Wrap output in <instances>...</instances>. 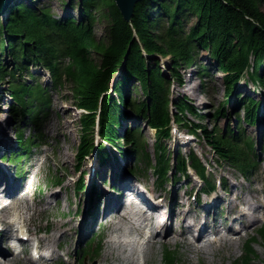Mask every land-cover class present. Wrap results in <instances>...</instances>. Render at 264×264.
I'll return each instance as SVG.
<instances>
[{"label":"trees","instance_id":"obj_1","mask_svg":"<svg viewBox=\"0 0 264 264\" xmlns=\"http://www.w3.org/2000/svg\"><path fill=\"white\" fill-rule=\"evenodd\" d=\"M61 4L75 9L79 18L71 13L58 17L48 4L20 1L5 21L0 19V85L8 84L20 148L4 161L19 162L33 140L42 138L39 125L52 106V89L43 85L35 68L50 73L54 90L71 84L75 105L85 111L80 118L77 170L94 150L103 167L116 160L117 152L134 156L153 172L159 186L169 173L187 175L191 167L206 182L204 190L211 191L215 182L196 153L178 151L171 158L167 143L173 139L174 122L211 148L217 162L229 163L244 176L256 171L253 141L242 131L244 125L258 123L260 103L253 98L239 101L240 127L220 131L203 124L204 116L187 96L174 99L173 88L186 84L182 70L192 67L202 75L223 74L224 104L232 100L245 74L263 88L264 0H141L131 22L125 21L114 0H62ZM98 24L105 25L101 39L95 32ZM203 53L211 64L205 63ZM225 115L221 107L214 117ZM130 119L137 124L126 128ZM28 125L36 132L25 141L23 129ZM144 126L155 133L153 155L143 140ZM85 187L79 181L75 188ZM258 236L264 245V225ZM253 243L233 264H254ZM164 264H179L177 255L166 251Z\"/></svg>","mask_w":264,"mask_h":264},{"label":"rangeland","instance_id":"obj_2","mask_svg":"<svg viewBox=\"0 0 264 264\" xmlns=\"http://www.w3.org/2000/svg\"><path fill=\"white\" fill-rule=\"evenodd\" d=\"M22 1L29 4L35 3L38 6L48 4L53 8L58 17H65L69 13L77 18L80 16L75 9H66L61 4L62 0ZM0 19L5 21L7 17L4 18L0 16ZM104 30V24L96 25L95 32L100 39L104 35ZM202 58L206 64L212 63L207 54L203 53ZM33 70L37 77L41 78L43 85H49L52 89V106L47 117L40 123L39 129L42 132V138L41 140H37V144L34 145L29 152H24L25 159L19 160L23 161L22 164L15 162V160L10 161L9 158L7 161H4L3 158L6 156L11 157V155L14 154V149H17L15 147L16 145L18 147L19 144L15 139L17 125L10 112L12 100L7 93L8 84H1L0 125L4 126L5 131L0 132V163H6L3 167L8 169L6 172L10 171L11 174H13L15 182L24 183L20 188L25 191L26 194L25 205H21L18 209L7 213L5 216L6 218L15 219L24 211L25 207H27L30 209L28 216L35 213L36 222L41 224L44 229L47 230L48 234L53 232L56 224H59L60 231H65L70 229V227L73 228V230L64 237L61 244L64 251L61 254L68 256V258L65 257L67 260L60 257V253H56L57 257L50 264H59L61 260H66L67 263L70 264H105L101 261L110 251L108 240L114 232V229L108 225L107 219L103 218L105 215L103 216L102 211H104L105 207L102 208L101 206L102 209L96 207V198L98 194H102L100 198L104 196L107 197L111 194L114 195V193H116L114 196H119L124 192L122 190L123 188H121L124 181L127 182L125 189L130 185L128 180L131 179L135 185L147 189L149 192H152L151 194L157 193L166 195L168 190L173 192V190L177 188L178 199H180L178 188L182 186L180 188L182 196L188 197L187 201L190 203L195 202L193 198L195 193L192 192L199 188V184H201L199 180H195L192 176L190 181L183 180L181 184H173V180L178 179V175L174 171L169 173L170 179L166 181L164 186H159L158 188L155 181L156 176L152 174L151 170L146 171L144 167H141L134 156L122 157L116 152L114 153V158H116V160L112 158L111 163L109 162L103 167L99 164L96 151L94 150L88 159L83 162L82 170H77L76 166L78 163L76 156L80 143V136L82 134L80 118L85 111L75 105L76 103L71 93V84H66L61 90H54L51 86L52 81L49 72L43 69L33 68ZM182 73L184 74L186 84L182 87H179L177 84L174 86L173 98L176 99L179 96H187L193 105L198 108L199 113L204 116L202 121L203 124L211 128L217 127L220 131H226L230 127H240L238 117L240 112L238 113L237 111L239 101L245 98L247 100L253 98L260 103L262 109H259L258 123L254 126L244 125L242 131L245 138H250L253 141L255 153L257 157H260V161L258 162L259 171L257 174L253 175L252 179H248L251 180V182L244 181L241 173L236 168H233L227 162L215 161L217 158L211 151V148L206 146L197 137H193L184 128H179L181 129L179 130L180 132L174 130L172 135L173 139L167 143V150L170 152L171 158H173V154L178 151L187 154L194 150L204 163L212 164L213 168H210L211 172L215 171V175L225 176V187L230 188L232 185L235 186L231 189V191H234L235 195H232L231 192L228 196H225L223 191L219 188L218 192L223 194L227 201L231 199L237 202L242 201L241 194L244 193L246 195L249 191H254L250 195H246L245 198L249 197V199H251L250 197H254L256 205L264 206V193L258 192L264 190V87H260L261 85L252 81V79L248 78L247 74H245L243 79L238 83L232 100L229 104H224L227 98L222 73L216 74L214 77L213 73L202 75L197 67L183 69ZM221 107H224L226 115L220 116L219 119L216 120L214 116L217 109ZM241 112H243V109ZM243 114L244 113L241 115L242 118ZM190 118L196 123L201 122L198 118H193L192 116H190ZM135 124H137L135 120L130 119L126 121L125 126L126 128H132ZM139 124L142 125V123ZM28 128L30 127L24 129L26 135L30 133ZM33 132L34 130H32L29 136L33 135ZM142 132L144 136L143 140H147L149 143L148 150L153 155V144L156 139L155 133L152 129L148 128V126H144ZM94 141L95 144L100 142L97 128L94 131ZM108 150L110 151L111 148H108ZM172 164H175V162H172ZM81 172H83V174H81ZM79 181H82V183L86 185L85 189L75 188ZM1 189H3V187H0V194L3 195ZM94 190H97V192H94ZM187 191L192 194L190 197L186 196ZM49 192L51 193L48 197ZM103 192L105 193L103 194ZM170 195L172 194L170 193ZM200 197V199L203 200L207 196L202 195ZM183 201L185 203L186 199ZM122 204L121 205L124 206V203ZM182 205L183 202L177 207V213H180L181 208H183ZM196 206L197 204L192 203V211L194 214H196ZM97 211L100 213V215L97 213L98 219L93 215V212ZM182 212H184V208ZM177 217V214L172 217L174 236L178 235L181 230L179 228L181 219L178 220ZM91 218L92 223L90 222ZM258 218L259 221L256 224V229L264 220V207L263 210L259 212ZM68 221L70 222L68 223ZM82 222L83 225H81ZM103 224L106 226L103 227ZM83 228L87 231V237L85 239H80ZM255 231V229L251 230L248 236L257 237L258 232ZM99 233L103 235V239H101V241L100 239L93 240V236ZM1 236L2 234L0 233V238ZM244 240L245 239H243L242 244L238 246V249L228 248L224 251V256H222L221 253H216L214 258L210 255L206 256L203 254H198L199 256H197L188 249V246L186 248V246L182 247L174 243L166 246L156 244L151 251L146 248L147 245L144 246L143 249L149 252L150 264H164L163 257L166 251H170L177 255L179 264H233L243 255ZM188 241H193L191 236H189ZM256 242L257 243L253 244L257 256L254 260V264H264V245L260 238H257ZM97 247L98 249L101 248L100 253L96 260H93ZM118 249L124 250L123 247ZM118 249L116 250V254L118 253ZM94 250L95 254L93 252ZM88 252L90 256H87L83 261L81 258L82 255ZM129 252L130 250L126 251V253ZM126 253L124 254L123 251L120 256L124 257ZM73 255L77 256V260L73 259ZM110 257L112 259L109 261L115 263V256ZM16 264L32 263H28L25 259H22V261Z\"/></svg>","mask_w":264,"mask_h":264},{"label":"bare ground","instance_id":"obj_3","mask_svg":"<svg viewBox=\"0 0 264 264\" xmlns=\"http://www.w3.org/2000/svg\"><path fill=\"white\" fill-rule=\"evenodd\" d=\"M40 126V125H39ZM28 127L31 128V126L28 125ZM25 129V128H24ZM23 129V130H24ZM5 131L4 126L0 125V132ZM24 140H27L26 135L24 134ZM1 142V141H0ZM194 153H196L193 150ZM197 154V153H196ZM25 159V158H24ZM23 159V160H24ZM23 161H19L20 164H22ZM6 163L2 162L0 163V187L3 188H7V190H13V189H21L20 187L23 186V182H15L13 174H11V172H6L8 169H5L3 166H5ZM129 186H127V189L129 188H137V192L140 193L143 197H145L147 199V201H149L151 203V205H153L154 207L158 208L160 206V204L164 201L163 204H165L163 207H165V209H167L168 214H167V218L166 220H161L159 215H155L150 221L147 222L146 226H148L151 231L155 234V238L151 239L150 241H148V250H153V247L156 244H161V246H166L168 244L174 243L175 245H179L182 247L187 248L190 251H192L193 253H195L197 256H199L198 254H203L206 256H212V258L215 257L216 253H221L222 256H224V251H226V249L228 248H235L238 249V246L240 245L239 243H235L232 238L229 237L228 234L223 235V236H219L217 237L216 243L214 244H207V245H203L200 246V242L198 243H188V236H189V232L192 230V228H186L184 229V231L181 233V239L183 240V242H180L179 239L176 238V236L173 235V220L172 217L173 215L177 214L178 217L183 218L185 221L187 219H191L193 221L194 226H200L199 230L197 229V232H201L202 236L206 233L207 229H209V226L212 225V227H214V230H216L217 232H220L219 227L222 224V221L219 218V214L215 213L212 214L210 212H207L210 216L214 215V218H212V220L208 221L205 218L200 219L199 217H193L191 215V210L188 211L189 209H191V207H188V209L184 208V212H182V208L180 213H177V207L179 206V204H182V202L184 203V199L186 198L184 195L182 196L181 194V187H179L178 185V191L180 193V199H177L178 193H177V188H175L173 190V192L170 190H168V192H166V195H159L157 193H153L149 192L147 189L144 190V192H142L140 190V186L135 185V183L129 179ZM98 182V181H97ZM127 182L124 181L123 184L121 185V188H123L122 190L125 191L127 189H125ZM178 184H181L180 181H178ZM97 185V183H96ZM235 186L232 185L230 188L227 187V191L228 192H232V195L234 193V191H231L232 188H234ZM23 191V190H22ZM97 192V190H94ZM259 193H264V190L262 191H258ZM51 192L48 193V197L49 194ZM105 192H103L104 194ZM170 193L172 195H170ZM22 193H18V196H16L15 199H17L19 197V195ZM102 195V194H101ZM100 194H98L96 201V207L99 209L104 208L103 212V216L105 215L108 221V225H110V227H112L116 233H118L115 238L108 240V244H109V248L110 251L108 253V255H106L103 259H102V263L105 264H138L137 259H136V255H137V245L136 242L133 238H131V231L135 230L137 231L139 234L143 233V229L141 227H137L136 226V222H134V218L132 216V214L130 212H124V211H119L120 207H121V202L123 201V198H121L120 196H114L116 195V193H114V195H108L107 197H103L100 198L101 196ZM186 195H188V192H186ZM247 195V194H246ZM245 194H243L241 196L243 202H251L252 200H255L254 197H250L251 199L245 198L246 196ZM90 197V196H89ZM88 197V199H89ZM233 197V196H232ZM13 199V198H12ZM19 201V199H18ZM17 201V202H18ZM226 203L223 194H221L220 192L212 195L209 197L208 201L206 202L207 206L209 208H218L221 204ZM229 204L234 205L233 201H229ZM102 206V208H101ZM263 209L262 206H258V208L251 214L245 213L243 211H237V212H233L231 214H229V217L226 218V223L232 222V221H242L244 224L246 225H250V226H254L256 225L258 218H257V213L260 212ZM101 212V210H100ZM99 213V212H98ZM93 214H97L96 212ZM144 214V213H143ZM100 215V213H99ZM141 217H143V215L141 214ZM92 218L90 219V222L92 223ZM202 220V222H207V223H203L200 221ZM84 221V220H83ZM70 221H68L69 223ZM182 222V221H181ZM21 223L23 224V227H25L27 229V231L31 234V236H37L40 232H44L46 231V229H44V227L37 223L35 220V217L30 216H23L22 217V221ZM36 225L35 229H33L32 225ZM181 225H183L182 223H180ZM81 225H83V222L81 223ZM15 224L9 220H7L6 218H0V229H2L3 231V236L0 240V257L4 258V261L0 264H16L18 262H20L21 258L20 257H15L13 250L10 246V242L15 239V237L17 238V233L22 232L24 233V228L21 229V231H19L18 228L14 227ZM59 227V228H58ZM128 229V235L125 234V237H123V232ZM73 230V228L70 227V229H67L65 231H60V226L59 224H56V227L54 228L53 232L47 234V235H42V236H38L37 237V241L40 243L42 250L45 252L44 257L40 260V264H50L51 261L53 260V258L55 257V250L56 249H60L62 248V240L64 239L65 236L68 235L69 232H71ZM230 232V230L228 231ZM121 233V234H120ZM87 231L86 229H82L81 231V237L80 239H85L87 236ZM154 236V235H153ZM201 236V235H200ZM200 236L197 238V241L200 240ZM201 236V237H202ZM202 239L204 240V236L202 237ZM34 239L32 237H30L27 241H23L22 240V245L24 247H31L33 244ZM140 244V243H139ZM123 247V251L124 254L126 253V251L130 250L129 253H126V255H124V257H121V252L123 253L122 250L118 249ZM118 249V253L116 254V250ZM110 256H115V260L116 262L114 263L113 261H109L110 259H112ZM145 257V264H150V255L149 252H146V254L144 255ZM33 259L27 258V261H31ZM34 264H39L37 262H35Z\"/></svg>","mask_w":264,"mask_h":264},{"label":"water","instance_id":"obj_4","mask_svg":"<svg viewBox=\"0 0 264 264\" xmlns=\"http://www.w3.org/2000/svg\"><path fill=\"white\" fill-rule=\"evenodd\" d=\"M22 0H0V16L7 17L10 8ZM125 21L131 22L135 7L141 0H114Z\"/></svg>","mask_w":264,"mask_h":264}]
</instances>
